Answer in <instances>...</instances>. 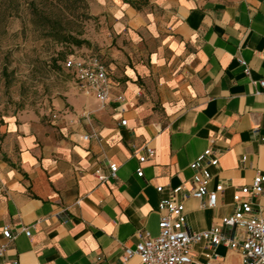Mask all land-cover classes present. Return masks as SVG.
Masks as SVG:
<instances>
[{"label": "crops", "instance_id": "crops-1", "mask_svg": "<svg viewBox=\"0 0 264 264\" xmlns=\"http://www.w3.org/2000/svg\"><path fill=\"white\" fill-rule=\"evenodd\" d=\"M157 4L155 20L124 4L113 13V30L131 40V53L119 79L108 64L114 87L104 105L66 70L73 86L60 96L2 117L0 245L8 248L0 264H121L125 248L158 234L159 202L180 186L175 200L193 233L214 226L241 236L221 221L234 213L235 195L247 199L240 189L264 175V0ZM146 145L154 155L139 163ZM206 149L218 160L207 165V190L222 186L214 208L206 197L184 198L190 164ZM109 163L116 177L101 182ZM249 200L264 216V195ZM4 227L17 234L13 241ZM212 253L205 240L192 245V264ZM214 253L221 264H242L237 249L220 244Z\"/></svg>", "mask_w": 264, "mask_h": 264}, {"label": "rangeland", "instance_id": "rangeland-1", "mask_svg": "<svg viewBox=\"0 0 264 264\" xmlns=\"http://www.w3.org/2000/svg\"><path fill=\"white\" fill-rule=\"evenodd\" d=\"M31 0H0V123L2 117L16 114L22 108L40 109L51 98L73 86V77L62 66L70 54L92 53L115 66L113 78L129 65L130 44L125 36L113 30V13L120 4L137 14L161 15L157 0H83L77 4V15L64 14L61 27L80 34L88 45L75 48L46 37L41 17L29 8ZM45 11L35 0L34 11ZM58 14V10L52 9ZM47 11V10H46ZM75 13V14H76ZM47 29V28H45ZM1 140V138H0Z\"/></svg>", "mask_w": 264, "mask_h": 264}, {"label": "built area", "instance_id": "built-area-1", "mask_svg": "<svg viewBox=\"0 0 264 264\" xmlns=\"http://www.w3.org/2000/svg\"><path fill=\"white\" fill-rule=\"evenodd\" d=\"M245 67V63L239 61ZM63 68L71 72L77 87L85 94L93 96L101 105H104L111 97L114 83L109 70L103 61L96 55L85 53L70 56L64 62ZM248 74V68L245 67ZM264 87V82L259 83ZM121 100V97H118ZM125 125V121L121 122ZM87 137H85L86 139ZM154 148L146 145L144 154L139 157V163H144L154 155ZM217 157L211 149H206L194 162L190 164L193 170L191 180L192 189L184 198L196 199L207 198L206 206L214 208L216 205V193L222 190V186L216 187L215 191L209 192L207 185L211 179L207 165H217ZM108 175L98 173V179L103 182L109 178H115L117 166L108 164ZM138 177H142L143 171H136ZM183 187H177L169 191V197L159 202L158 211L161 217L158 222V234L151 236L146 233L140 237V241L134 248H125L121 264H129L133 257H137L142 264H192V245L205 240L213 253L211 259L205 264H221L214 253L215 247L222 244L230 249L239 251L242 264H264V216L255 213L249 199L264 195V175L257 173L250 185L240 189L242 195L247 197L242 200L239 195L233 197L235 211L232 215L222 219V227L241 231V236L227 237L222 228L211 227L210 229L193 233L187 224L183 203L175 200V196L183 192ZM162 187L157 188L161 192ZM249 198V199H248ZM27 237H30L28 229H24ZM9 227H4L3 237L11 242L15 239ZM8 244L0 245V260L7 251ZM12 264H18L13 261Z\"/></svg>", "mask_w": 264, "mask_h": 264}, {"label": "trees", "instance_id": "trees-1", "mask_svg": "<svg viewBox=\"0 0 264 264\" xmlns=\"http://www.w3.org/2000/svg\"><path fill=\"white\" fill-rule=\"evenodd\" d=\"M40 1H41V6L44 8L45 11L43 10L39 12L34 11L35 0L29 1L27 5L29 8L33 9V12L35 14L41 17L40 23L44 27V32L46 34V37L57 38L55 39V42L63 44L66 47L71 46L75 48H81L82 46L89 44L87 40L80 38V34L75 35L72 31H69V30L65 31L60 25V20L64 18L63 17L64 14H69L71 16L77 15V18L80 17L79 14L76 13V10H77L76 6L80 1H83V0H40ZM123 1L124 3H127L136 9V7H134L135 3H132L129 0H123ZM52 9L58 10L57 11L58 14L52 13L53 11ZM73 55L75 54L72 53L69 56H67L65 60L63 61L62 66L64 65V62L66 61V59ZM93 55H96V54H93ZM102 61L105 64V66L108 68V63L105 62L104 60Z\"/></svg>", "mask_w": 264, "mask_h": 264}]
</instances>
